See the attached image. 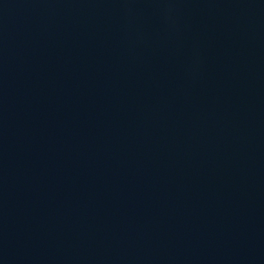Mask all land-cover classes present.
<instances>
[{"label":"water","instance_id":"obj_1","mask_svg":"<svg viewBox=\"0 0 264 264\" xmlns=\"http://www.w3.org/2000/svg\"><path fill=\"white\" fill-rule=\"evenodd\" d=\"M0 264H264V0H0Z\"/></svg>","mask_w":264,"mask_h":264}]
</instances>
